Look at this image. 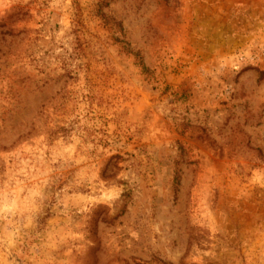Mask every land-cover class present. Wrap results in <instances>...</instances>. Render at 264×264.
<instances>
[{
    "label": "rangeland",
    "instance_id": "1",
    "mask_svg": "<svg viewBox=\"0 0 264 264\" xmlns=\"http://www.w3.org/2000/svg\"><path fill=\"white\" fill-rule=\"evenodd\" d=\"M0 264H264V0H0Z\"/></svg>",
    "mask_w": 264,
    "mask_h": 264
},
{
    "label": "trees",
    "instance_id": "2",
    "mask_svg": "<svg viewBox=\"0 0 264 264\" xmlns=\"http://www.w3.org/2000/svg\"><path fill=\"white\" fill-rule=\"evenodd\" d=\"M136 56L138 57V54H136ZM138 58H139V57H138ZM139 64H140V66L142 67V69L145 68V66H144V64L142 63L141 59H139Z\"/></svg>",
    "mask_w": 264,
    "mask_h": 264
}]
</instances>
